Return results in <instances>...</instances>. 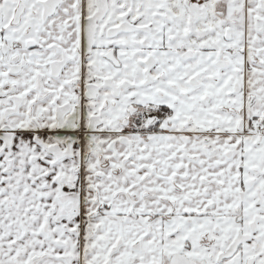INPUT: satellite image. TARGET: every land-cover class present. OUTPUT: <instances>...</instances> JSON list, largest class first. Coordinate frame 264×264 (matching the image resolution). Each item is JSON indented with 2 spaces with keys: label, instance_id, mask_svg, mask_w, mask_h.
<instances>
[{
  "label": "snow or ice",
  "instance_id": "6c2138e0",
  "mask_svg": "<svg viewBox=\"0 0 264 264\" xmlns=\"http://www.w3.org/2000/svg\"><path fill=\"white\" fill-rule=\"evenodd\" d=\"M0 264H264V0H0Z\"/></svg>",
  "mask_w": 264,
  "mask_h": 264
}]
</instances>
